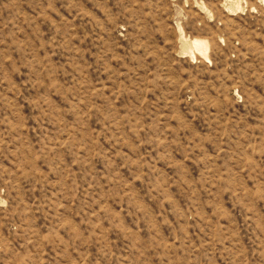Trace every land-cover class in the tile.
<instances>
[{"label":"rangeland","instance_id":"rangeland-1","mask_svg":"<svg viewBox=\"0 0 264 264\" xmlns=\"http://www.w3.org/2000/svg\"><path fill=\"white\" fill-rule=\"evenodd\" d=\"M0 264H264V0H0Z\"/></svg>","mask_w":264,"mask_h":264},{"label":"bare ground","instance_id":"bare-ground-1","mask_svg":"<svg viewBox=\"0 0 264 264\" xmlns=\"http://www.w3.org/2000/svg\"><path fill=\"white\" fill-rule=\"evenodd\" d=\"M194 48H196L198 51H204L206 50V42L202 39H193L192 40Z\"/></svg>","mask_w":264,"mask_h":264}]
</instances>
